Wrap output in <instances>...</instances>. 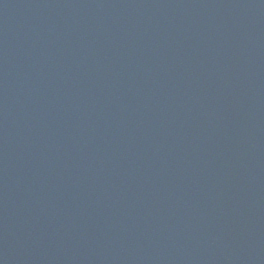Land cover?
<instances>
[{"label": "water", "instance_id": "95a60500", "mask_svg": "<svg viewBox=\"0 0 264 264\" xmlns=\"http://www.w3.org/2000/svg\"><path fill=\"white\" fill-rule=\"evenodd\" d=\"M0 264H264V0H0Z\"/></svg>", "mask_w": 264, "mask_h": 264}]
</instances>
